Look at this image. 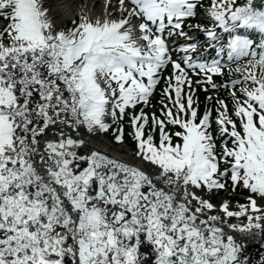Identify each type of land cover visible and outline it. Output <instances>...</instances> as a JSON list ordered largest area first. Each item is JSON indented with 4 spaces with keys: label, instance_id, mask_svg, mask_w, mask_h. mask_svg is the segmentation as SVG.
Here are the masks:
<instances>
[{
    "label": "snow or ice",
    "instance_id": "snow-or-ice-1",
    "mask_svg": "<svg viewBox=\"0 0 264 264\" xmlns=\"http://www.w3.org/2000/svg\"><path fill=\"white\" fill-rule=\"evenodd\" d=\"M44 2L0 0L9 21L0 31V264H250L238 234L264 232V7L211 0L210 24L188 25L215 51L208 60L184 31L198 0H118L120 19H109L106 2L103 19L81 9L67 30ZM174 36L185 38L178 59ZM245 57L230 82L232 114L216 101L218 153L189 73L215 90L213 77ZM168 65L160 114L137 112ZM109 116L129 117L128 156L87 150L69 132H107ZM114 142L123 145L122 126ZM241 186L251 195L238 209L211 202Z\"/></svg>",
    "mask_w": 264,
    "mask_h": 264
},
{
    "label": "bare ground",
    "instance_id": "bare-ground-1",
    "mask_svg": "<svg viewBox=\"0 0 264 264\" xmlns=\"http://www.w3.org/2000/svg\"><path fill=\"white\" fill-rule=\"evenodd\" d=\"M82 0H48L46 3L49 7L51 17L54 24L57 28H60L61 25L68 19L74 18L76 14V9H84L86 11L92 10V18H102V12L105 8L106 2H101L99 0H86V4L83 6H78L79 3H82ZM109 3V2H107ZM86 6V7H85ZM112 7V2L107 6V11L110 12ZM86 133V139L90 144L96 145L98 147L104 148L106 150L112 151L114 154L121 153L116 147H112L107 140L103 138L93 137V133H89L85 128H82ZM264 203V201H262ZM238 209V208H233ZM238 222L237 218H234Z\"/></svg>",
    "mask_w": 264,
    "mask_h": 264
},
{
    "label": "rangeland",
    "instance_id": "rangeland-1",
    "mask_svg": "<svg viewBox=\"0 0 264 264\" xmlns=\"http://www.w3.org/2000/svg\"><path fill=\"white\" fill-rule=\"evenodd\" d=\"M83 1V0H82ZM46 3V0H45V2H44V4ZM78 16H80V14L78 15ZM204 98L203 97H201V98H199L198 100L199 101H201V100H203ZM95 136L96 137H98V138H101V136H97L96 134H95ZM103 139H105V140H107L105 137H103ZM108 141V140H107ZM109 143V142H108ZM113 147V146H112ZM124 145H118V147H116V149H119V151H121V152H125V149H124ZM126 148V147H125ZM128 149V148H127ZM225 194L226 193H224L221 197H220V199H223L224 198V196H225Z\"/></svg>",
    "mask_w": 264,
    "mask_h": 264
},
{
    "label": "trees",
    "instance_id": "trees-1",
    "mask_svg": "<svg viewBox=\"0 0 264 264\" xmlns=\"http://www.w3.org/2000/svg\"><path fill=\"white\" fill-rule=\"evenodd\" d=\"M201 95H203V93H201Z\"/></svg>",
    "mask_w": 264,
    "mask_h": 264
}]
</instances>
